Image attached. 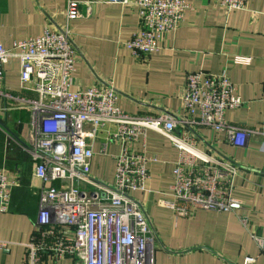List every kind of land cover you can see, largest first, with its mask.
Listing matches in <instances>:
<instances>
[{
  "label": "crops",
  "instance_id": "0c3cea01",
  "mask_svg": "<svg viewBox=\"0 0 264 264\" xmlns=\"http://www.w3.org/2000/svg\"><path fill=\"white\" fill-rule=\"evenodd\" d=\"M78 1L81 16L69 25L78 52L73 90L113 84L119 94L118 105L128 113L180 114L190 72L227 71L243 100L241 107L226 112L227 121L259 132L246 147L239 148L225 133L198 128L201 149L239 163L234 197L243 206L236 212L194 208L189 216H178L165 203L177 200L171 185L179 151L163 135L148 131L145 150L157 160L149 164L151 176L146 189L134 192V196L147 207L157 231L154 264H244L247 256L260 254L255 236L264 235V0H248L246 9L233 11L216 0H187L190 7L184 23L164 34L160 49L145 60L135 58L125 46L142 26L135 5ZM68 2L0 0V39L4 47L42 35L46 29L66 27ZM239 56L251 61L237 63ZM5 87L14 93L36 95L31 90L21 91L17 58L6 67ZM30 118L29 110L15 109L0 98V168L11 180L18 181L11 191L8 210H0V239L9 242L7 249L0 248V264H28L24 243L30 240L39 215L43 183L35 177V162L24 149ZM105 141L106 133L94 143L91 171L112 182L121 145L110 143L104 151ZM132 146L141 150L143 142ZM254 264H264V250Z\"/></svg>",
  "mask_w": 264,
  "mask_h": 264
},
{
  "label": "built area",
  "instance_id": "2783aa9c",
  "mask_svg": "<svg viewBox=\"0 0 264 264\" xmlns=\"http://www.w3.org/2000/svg\"><path fill=\"white\" fill-rule=\"evenodd\" d=\"M104 1L137 7L142 26L125 46L139 60L160 49V38L184 23L190 7L187 0ZM216 2L233 11L246 9L248 0ZM80 5L78 0H69L68 23L62 29H46L42 35L16 41L11 48L4 47L0 39V98L15 109L30 111L24 149L35 162V177L43 183L38 219L30 240L24 243L28 264H66L67 260L73 264H154L157 231L147 207L134 196L146 189L149 164L157 160L145 150L148 131L163 135L179 151L171 185L177 200L165 203L178 216H189L194 208L236 212L243 206L234 197L239 163L201 149L198 128L225 133L239 148L259 132L227 121L226 112L243 104L227 71L190 72L180 114L128 113L118 105L113 84L73 90L78 52L69 25L81 16ZM12 58L20 63L21 91L31 90L35 96L5 87L6 67ZM236 61L246 64L251 58L239 56ZM104 133V151L110 143L121 145L112 182L91 171L94 143ZM139 142L143 149L135 150L132 145ZM17 184L0 168L1 211L8 210ZM255 239L262 252L264 235ZM8 245L0 239L1 249ZM260 254L247 256L244 264L256 263Z\"/></svg>",
  "mask_w": 264,
  "mask_h": 264
}]
</instances>
